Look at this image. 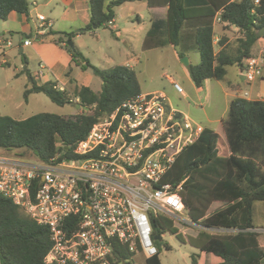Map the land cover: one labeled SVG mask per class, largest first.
<instances>
[{"label": "trees", "instance_id": "trees-1", "mask_svg": "<svg viewBox=\"0 0 264 264\" xmlns=\"http://www.w3.org/2000/svg\"><path fill=\"white\" fill-rule=\"evenodd\" d=\"M139 1L142 0H89L91 23L87 30L91 31L93 25L110 28L116 8ZM146 2L150 9H167L165 35L172 46L181 47V57L185 55V47L198 51L200 63L189 67L191 79L198 89L206 81L224 80L229 67L240 69L245 59L254 55L253 50L262 39L257 34L264 27L263 10L257 8V14L253 15L251 0ZM29 10V0H0V22L7 21L14 12L28 16ZM218 13L222 24H227L224 27L235 29L238 34L234 54L228 52L230 46L226 35L219 38L221 50L215 52L214 20ZM154 24L148 40L160 33L157 23ZM75 35L74 32L53 31L46 34L71 54L67 76H71L74 66L83 71L92 69L103 82L101 91L83 85L71 94L66 88L59 89L56 80L38 84L31 77V87L24 95L26 101L31 94L42 93L58 106L77 104L83 112L72 117L39 113L24 120L0 115V153L34 157L45 162L58 154L69 158L96 122L125 101L142 94L132 68L117 65L109 70L100 69L93 66L78 48H70L68 41ZM23 62L28 65L26 60ZM25 72L29 74V71ZM73 82L71 78L70 83ZM222 131L220 134L215 129L205 128L200 138L177 157L163 178L164 183L173 187L182 184L179 196L185 205V213L201 227L197 236L186 235L185 239L173 220L165 216L153 218V238L158 254L146 258L144 264H162L161 242L166 233L176 235L180 242L188 243L200 252L219 257L221 264H263L261 234L250 230L256 228L254 205L264 202V99L232 100L227 118L222 121ZM165 246L167 250L171 249ZM51 247L49 229L0 195L1 264H45ZM133 255L117 242L109 264H134ZM193 263L197 264L195 258Z\"/></svg>", "mask_w": 264, "mask_h": 264}, {"label": "built area", "instance_id": "built-area-1", "mask_svg": "<svg viewBox=\"0 0 264 264\" xmlns=\"http://www.w3.org/2000/svg\"><path fill=\"white\" fill-rule=\"evenodd\" d=\"M251 2L252 14L262 8L264 16V0ZM37 17L39 30H49L51 22ZM214 23L227 26L220 13ZM12 45L0 39L1 52ZM39 67L42 78L45 68ZM240 75L248 84L263 80L264 48L245 59ZM168 79L183 94L181 85ZM248 97L244 91L238 98ZM204 130L173 108L163 92L142 93L96 122L69 158L58 154L45 162L0 153V195L49 229L52 247L45 264H109L117 242L133 258H150L158 254L153 218L201 228L183 217L182 184L173 187L163 178ZM250 231L261 234L263 229Z\"/></svg>", "mask_w": 264, "mask_h": 264}, {"label": "rangeland", "instance_id": "rangeland-1", "mask_svg": "<svg viewBox=\"0 0 264 264\" xmlns=\"http://www.w3.org/2000/svg\"><path fill=\"white\" fill-rule=\"evenodd\" d=\"M137 4L134 5L138 6ZM137 13H140L143 18L144 29L142 32L136 33L133 27L127 24H122L120 28L126 27L128 30L120 34L106 27H99L86 31L80 38H74L72 42L93 66L100 69L109 70L117 65L128 63L137 74L142 93L163 92L173 108L187 115L199 126L204 129H216L220 134L223 133L222 121L227 118L228 102L231 99L227 95L229 93L227 82H245V78L238 74V68L236 66L229 67V75L226 79L206 81L202 89H198L191 79L190 68L182 63V58L187 57L190 65L197 66L200 63L198 51L192 47H190L191 49L185 47L183 52L185 55L181 57V52H178L177 47L168 42L165 35V16L159 22L164 31L148 40L154 15L147 10L142 11L140 9ZM135 19L136 16H133L132 20L129 19L128 21L137 24ZM7 29L8 23L0 22V38L8 37L14 44L24 38L17 31H12L13 37L7 35ZM61 29L68 28L64 26ZM215 31L217 38L228 36L227 44L230 46L228 52L234 54L238 39L236 30L226 29L224 25H215ZM151 44L155 46L148 47ZM214 44L215 52L218 53L221 50L219 41H215ZM262 44L264 45L263 41L256 44L253 50L254 55L261 52L260 46ZM0 54H2L1 51ZM24 57L29 62V74L24 70ZM4 61L8 64H5ZM38 61V58H33L30 55L28 49L24 56L15 50L10 53L8 58L0 56V115L10 116L15 120H24L39 113H51L66 117L82 113L83 109L79 105L61 107L42 93L31 94L28 101L25 100V92L31 87L30 77L35 78L36 82H43L47 78L46 74L42 78L37 77V72L40 71ZM18 74L20 75L16 77ZM73 77L79 84L89 86L95 91L102 89L103 82L94 75L92 69L81 71L75 68ZM168 77L181 85L183 94L174 89ZM48 78L55 81L51 74L48 75ZM76 88L77 86H69L66 90L72 94ZM261 89L262 92L259 91L257 94L249 93L247 100L264 97V80L261 83ZM244 91L242 90L241 93ZM9 155L13 156L14 153ZM183 217H187L185 212H183ZM176 226L185 239L186 235L190 236L194 230H198L188 224L176 223ZM254 226L264 229V202H256L254 205ZM165 245L170 246L171 249L167 250ZM201 253L188 243L180 242L176 235L166 233L162 236L160 250L162 264H194L193 259L198 260ZM133 260L135 264H144L145 257L136 255Z\"/></svg>", "mask_w": 264, "mask_h": 264}, {"label": "crops", "instance_id": "crops-1", "mask_svg": "<svg viewBox=\"0 0 264 264\" xmlns=\"http://www.w3.org/2000/svg\"><path fill=\"white\" fill-rule=\"evenodd\" d=\"M135 3H138L137 4L138 6H135L134 5ZM135 3H127L116 8V17L111 23L110 28L108 29L116 32L117 34L124 33L128 29L126 27H123V29H121L120 27H122V24H127L128 26L133 27V30L136 33L142 32L144 29L143 18L141 17L140 13H137L138 9H140L142 11L147 10L150 13H152V15H154L153 24H151L150 31L153 30V25H155L154 23H157L156 25L158 29L160 30V32H163L164 30L161 29L162 24H159V22L160 20L166 17L167 9L165 8L150 9L147 5L146 0H142ZM29 7L30 10L28 16L14 12L9 16L7 21H3L4 23H8L7 35L13 37L12 31H17L24 38L22 39L23 41L20 40L16 44H14L13 41L9 40L8 37L0 38L3 39L4 41L9 40L13 44L10 48H6L8 50L6 51L5 49L2 52V54H0V56L2 55L8 58V56H10V53L13 50L17 51L19 54L24 56V54L27 52L28 49L30 55L33 56V58L39 59L38 62L44 66L45 68L44 71L45 74L47 75L45 81L37 82L38 84H42L48 81H53L48 78V75L51 74V76H53L55 80L58 81L59 88L64 89L69 86H77V87L83 86L82 84H79L78 81L73 77L75 68L80 69L81 71L83 70L80 67L74 66L71 76L68 77L67 71L69 70V67L71 66V62H72L71 54L66 50V48L57 45L52 40V38L46 36V34L49 31L61 32V33L74 32L76 34L74 38L76 39L80 38L81 35H83L86 31H88L87 26L91 23L89 0H29ZM39 15L45 16L47 20L51 22V27L46 32H41L39 30L40 21L38 20L37 17ZM133 16H136L135 20L137 21V24H133V22L128 21L129 19L132 20ZM64 26L65 28L68 29H61ZM80 29H86V31L77 33L76 31ZM26 35H30L31 37L29 38ZM26 40L31 41V44L28 46H24V42ZM259 41L261 42L262 40ZM154 46L155 45H153L152 47ZM152 47L150 46V48ZM260 48L261 49L264 48V45L262 44ZM24 60H26L28 63V65L25 67H27L29 71L28 59L24 57ZM4 63L8 64L6 61H4ZM125 66L131 68V66L128 63ZM238 74L240 75L239 68H238ZM71 78L74 79L73 83H70ZM263 80H257L256 82L251 84H248L246 81L244 83L239 81L227 82V88L229 90V93L227 95L231 97V99L228 102V109L231 101L234 100L235 98H238L242 90L248 91L251 94L254 93L257 94L259 91L262 92L261 83ZM261 99H264V97H262ZM249 100H259V99H249ZM209 122L212 123V121ZM215 131L218 132L216 129ZM197 234L198 231L194 230L193 233L190 234V236L196 237ZM259 243L260 246L264 248V229L263 232L261 233V236L259 237ZM221 262L222 260L219 257L203 252L201 253L199 259L197 260V264H221Z\"/></svg>", "mask_w": 264, "mask_h": 264}, {"label": "water", "instance_id": "water-1", "mask_svg": "<svg viewBox=\"0 0 264 264\" xmlns=\"http://www.w3.org/2000/svg\"><path fill=\"white\" fill-rule=\"evenodd\" d=\"M92 28H93V29H96V28H98V26H97V25H93ZM85 31H86V29H80V30H77L76 32H77V33H81V32H85ZM257 35H258V37H260V38H264V27L260 29V31L258 32ZM68 46H70V48H72L73 50H75V46H74L72 40H69V41H68ZM176 47H177L178 52H180V51H181V48H180L179 46H176ZM182 63H184L187 67H190V66H191V65H190V62H189V59H188L187 57H183V58H182ZM24 70H25V71H28V68L25 67ZM30 82H32V79H31V78H30ZM159 238H160V237H158V239H159Z\"/></svg>", "mask_w": 264, "mask_h": 264}]
</instances>
